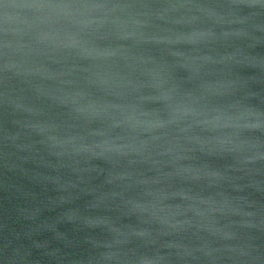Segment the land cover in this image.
Segmentation results:
<instances>
[{
    "label": "water",
    "instance_id": "obj_1",
    "mask_svg": "<svg viewBox=\"0 0 264 264\" xmlns=\"http://www.w3.org/2000/svg\"><path fill=\"white\" fill-rule=\"evenodd\" d=\"M0 264H264V0H0Z\"/></svg>",
    "mask_w": 264,
    "mask_h": 264
}]
</instances>
